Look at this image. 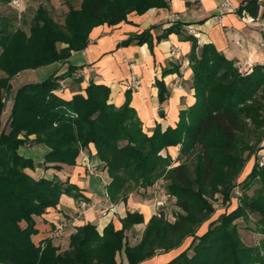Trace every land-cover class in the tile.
<instances>
[{
  "label": "trees",
  "instance_id": "trees-1",
  "mask_svg": "<svg viewBox=\"0 0 264 264\" xmlns=\"http://www.w3.org/2000/svg\"><path fill=\"white\" fill-rule=\"evenodd\" d=\"M169 2L81 0L79 7L70 6L63 24L40 4L29 32L19 26L14 29V17L0 13V70L5 73L0 77V264H147L146 260L158 254L159 248L162 253L180 248L175 257L163 264H264V239L257 247L247 245L237 223L240 218L255 214L257 231L264 234V165L256 157L241 181V202L239 196L232 195L246 163L264 149V64L242 72L241 65L214 44L199 45L196 37L185 30V23H170L156 37L152 33L154 25L120 45L136 42L148 44L153 50L155 43L173 33H187L186 39L193 41L187 58L193 71L196 100L180 110L175 126L163 130L157 125L152 133H147L131 105V89L126 91V100L120 106L110 102L111 87L94 80L82 89L84 93L64 98L58 93L59 81L77 70L71 65L66 73H54L19 86L3 125V99L12 93L11 80L17 74L67 60L73 51L88 47V37L97 26L117 25L128 21L132 12L144 14L150 8L169 7ZM0 3L13 7L12 0ZM243 10L255 17L264 16V4L258 0H244L237 11ZM177 71L178 66L164 69L161 77ZM74 79L83 81L81 76ZM156 85L160 100L164 101L169 95L164 80L157 78ZM34 143L45 144L49 149L44 168L57 170L65 164H78L81 151L94 144L110 177L107 197L114 203H127L129 193L135 189L162 180L166 193L176 197L179 210L176 208L174 220L153 215L136 245L124 241L125 232L145 219L142 212L130 210L121 219V229H116L112 221L103 234L95 223L77 227L67 250L60 251L51 237L36 244L35 216L59 206L64 194L80 203L87 198L69 178L34 177L26 171L34 169L36 163L21 155L19 148ZM171 146L180 147L176 159L162 153ZM255 185L249 195L247 191ZM217 194L225 200L231 197L229 210L212 218L216 214L212 200ZM203 226L204 232L198 235ZM189 237L190 244L182 248ZM122 250L127 263L116 260Z\"/></svg>",
  "mask_w": 264,
  "mask_h": 264
},
{
  "label": "crops",
  "instance_id": "crops-1",
  "mask_svg": "<svg viewBox=\"0 0 264 264\" xmlns=\"http://www.w3.org/2000/svg\"><path fill=\"white\" fill-rule=\"evenodd\" d=\"M79 1L76 7L80 6L81 0ZM224 1L226 0H170L169 7L150 8L144 14L132 12L128 15V21L112 26L103 24L95 27L88 37L87 48L73 51L65 61L27 69L12 78V93L6 98L2 122L3 117L6 120L4 124L9 118L12 97L19 86L44 80L54 73H66L71 65L76 66L77 70L72 76L65 78L66 87L58 92L64 98L70 99L77 92L84 93L82 89L94 80L96 83L109 85L112 92L110 102L120 106L126 100V91L130 89L129 79L135 74L140 77L141 85L137 90L131 89V105L142 121L144 130L150 134L157 125L163 130L168 126H175L179 121L180 110L193 105L196 100L193 71L187 58L192 50L193 41L186 39L187 33H173L167 39L155 43L153 50L148 44L139 45L132 42L122 46L120 42L154 25L156 28L152 29V33L155 37L158 36L170 25V15L176 13L181 16V22L191 24L200 31L202 38L200 45L214 44L227 58L234 60L242 68L264 64V16H252L247 10L240 13L237 10L244 4V0H231L237 10L231 11L220 21L219 7ZM173 45L178 48L181 55L179 60L170 56ZM177 66V72L161 77L164 69ZM3 75L5 73L0 70V77ZM74 76H81L83 81L78 83ZM157 78H162L169 90V95L164 101L159 97ZM161 110L164 111L163 114ZM34 137L35 135L31 136L32 139ZM179 149V146H171L162 153H169L176 159ZM19 151L21 155L33 159L36 163L34 169H26L28 173L34 177L52 178L57 175L62 179L69 178L81 188L80 191L89 204L87 208H83L80 200L67 194L62 195L59 206L48 208L42 216H35L38 233L33 236V240L36 244L51 237L57 246L66 249L70 243V235L81 224L88 222L95 223L100 231H103L111 221L116 229H121L123 226L121 219L126 216L128 210H137L144 214L145 221L134 225L128 231L129 234L137 231L141 233L154 215L152 201L137 200L133 197L142 192L145 194V188L131 192L127 203L110 201L106 196V184L110 177L104 168V162L97 156L94 144L81 151L78 164L74 166L65 164L61 170L44 168V157L49 151L45 144H26L21 146ZM92 167L96 169L95 174L90 172ZM103 211L107 213L105 216ZM58 228H61L59 234ZM179 251L180 248H177L166 253H158L146 262L163 264L175 257Z\"/></svg>",
  "mask_w": 264,
  "mask_h": 264
},
{
  "label": "rangeland",
  "instance_id": "rangeland-1",
  "mask_svg": "<svg viewBox=\"0 0 264 264\" xmlns=\"http://www.w3.org/2000/svg\"><path fill=\"white\" fill-rule=\"evenodd\" d=\"M79 2H80L79 0H67V1L66 0H26L25 4H24V9L22 11H18V12L13 7L8 6L7 4L0 3V13H3L4 15H12L14 17V20H13V28L14 29L18 28V26H19V27H21L24 30L29 32L35 11L40 4L45 5L49 9V11L51 12V15L54 17V19L56 21H58L59 23L63 24L64 19H65V14L69 11L70 6L76 7V6H78ZM64 4H66V6H62ZM252 68L253 67H250V68H248V70L246 68H241V71L242 72L251 71ZM17 84L18 83H15V85H17ZM5 121L6 120L3 117V125H6V124H4ZM255 157L257 158L258 163L261 166H263L264 165V149L259 150L255 156L251 157V159L246 163V167L244 168V170L242 171V173L238 177L237 181L235 182V185L232 189V192H233L232 195L240 197V200H239V198H237L239 200V203L241 202V199H242L241 197L244 196V190L242 188L241 181L250 172L254 162L256 161ZM161 182H162V180H159L154 185L145 188L144 189L145 194L142 192L138 195H136V194L133 195L134 199H137V200L148 199L149 201H152V206L154 207V215L156 213H158V209L156 207L157 197L163 192L166 193V190L163 188L164 184ZM160 183L162 184L161 185L162 187L160 186ZM256 187H257V185H255L252 189L248 190L247 193L249 195H252L254 192V189ZM236 189H238L239 194H237L235 192ZM136 190L137 189H135L134 191H136ZM134 191H132V192H134ZM230 200H231V197L228 200H225L221 194H217L215 200H212L214 208L216 209V212H215L216 214H214L212 216V218L218 217L219 214H221L226 209L229 210L228 205L230 203ZM238 200H237V203H238ZM176 208H177V210H179V208L176 205V197H172L171 199L168 200L167 205L165 207L161 208L159 211L161 212L162 216L164 215L165 218L167 217L169 220H174L173 217H174ZM136 212H137V210H136ZM159 217H161V216H159ZM257 219H258L257 215L250 214L249 218H247V219L240 218L239 220H237L238 226L240 228V234H241L242 240L247 245L253 246V247L259 246L264 239V234H261L257 231V229H258V224L256 222ZM81 227H82V224H81ZM97 229H98V226H97ZM128 231L129 230H127L125 232L126 238L124 241H127L131 245L138 244L142 239L144 231H142L141 233L138 231L134 232V233L131 232L130 234ZM99 232L101 234H103V231L99 230ZM203 232H204V226H203V228H199V230L197 231V234L200 235ZM190 241H191V237L184 240V242L182 244V248L187 247L190 244ZM67 249L68 248H66V249L60 248V251L67 250ZM162 251H163L162 248H159L156 250V252L159 254L162 253ZM116 260L118 263H120L122 261L125 263L128 262L127 256H126V253L124 250H122L121 252H118L116 254Z\"/></svg>",
  "mask_w": 264,
  "mask_h": 264
},
{
  "label": "built area",
  "instance_id": "built-area-1",
  "mask_svg": "<svg viewBox=\"0 0 264 264\" xmlns=\"http://www.w3.org/2000/svg\"><path fill=\"white\" fill-rule=\"evenodd\" d=\"M25 1L26 0H12V6L15 7L17 9V11H22L24 9V4H25ZM259 2H261L262 4H264V0H258ZM263 6H261L262 8ZM237 10V7H235V5L232 3L231 0H226L224 1L220 7H219V16H220V21H222V19L224 17H226V15L228 13H230L231 11H236ZM177 21H181V16L179 14H176V13H172L169 17V23H175ZM184 28L185 30L193 35L194 37H196L197 39V42L198 44H202V38L200 36V31L194 27L193 25L191 24H188V25H184ZM238 44H240V42L238 41L237 42ZM170 56L174 59H177L179 60L181 58V55L178 51V48L176 46H171V49H170ZM248 70V68H246ZM60 83V89L62 90L63 88L66 87V80L63 79L61 81H59ZM129 88L132 89V90H137L139 89L140 85H141V79L140 77H138L137 75H133L130 79H129ZM3 101H6V98L3 99ZM90 172L92 174H95L96 173V169L95 168H90ZM235 192L237 194H239V191L238 189L235 190ZM106 196H107V193H106ZM173 196H171L170 194L168 193H161L158 197H157V200H156V207L158 209V213H156V215L158 216H162L161 212L159 211L161 208L165 207L168 203V200L171 199ZM80 205L83 207V208H87L88 207V203L84 200L81 201ZM157 212V211H156ZM107 213H105V211H103V215L105 216ZM61 228H58L57 229V233L59 234Z\"/></svg>",
  "mask_w": 264,
  "mask_h": 264
},
{
  "label": "water",
  "instance_id": "water-1",
  "mask_svg": "<svg viewBox=\"0 0 264 264\" xmlns=\"http://www.w3.org/2000/svg\"><path fill=\"white\" fill-rule=\"evenodd\" d=\"M163 112H164V111H163V110H161V114H163ZM39 164H41V163H39Z\"/></svg>",
  "mask_w": 264,
  "mask_h": 264
}]
</instances>
